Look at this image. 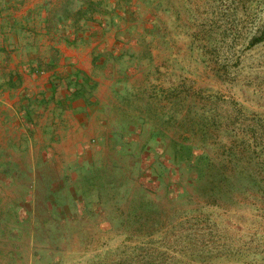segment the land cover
Listing matches in <instances>:
<instances>
[{"label":"rangeland","instance_id":"rangeland-1","mask_svg":"<svg viewBox=\"0 0 264 264\" xmlns=\"http://www.w3.org/2000/svg\"><path fill=\"white\" fill-rule=\"evenodd\" d=\"M263 27L264 0H0V264L264 254L258 204L178 194L181 146L264 148Z\"/></svg>","mask_w":264,"mask_h":264},{"label":"trees","instance_id":"trees-1","mask_svg":"<svg viewBox=\"0 0 264 264\" xmlns=\"http://www.w3.org/2000/svg\"><path fill=\"white\" fill-rule=\"evenodd\" d=\"M263 40L264 27L253 43ZM248 127L239 129L244 136H233L231 142L221 145L216 156L211 155L208 145L181 146L185 151L180 153L193 171L188 172L189 177L178 193L193 202L186 208L188 213L199 211L205 216L204 211L213 213L214 209H229L232 202L241 205L251 200L254 206L259 205L256 216H264V148L257 138L258 130ZM252 249L246 254L226 251L217 258L230 264H264V254L251 252Z\"/></svg>","mask_w":264,"mask_h":264}]
</instances>
